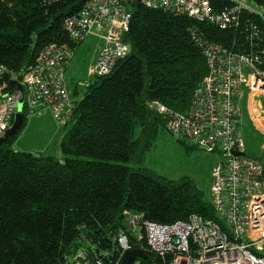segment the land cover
<instances>
[{
    "label": "trees",
    "instance_id": "16d2710c",
    "mask_svg": "<svg viewBox=\"0 0 264 264\" xmlns=\"http://www.w3.org/2000/svg\"><path fill=\"white\" fill-rule=\"evenodd\" d=\"M85 1L0 0V62L18 74L44 45L69 42L64 21ZM210 1L216 12L234 5L232 0ZM248 1L264 12V0ZM131 12L123 38L132 52L112 73L95 76L76 101L61 155L36 156L14 145L25 113L22 127L0 145V264H70L68 258L83 248L108 250L104 264H114L125 210L160 223L198 214L227 230L190 177L172 179L141 164L160 127L166 128L165 118L148 102L160 100L185 112L208 72L192 28L198 26L212 41L249 51L247 27L242 22L221 29L140 0H133ZM248 19L261 31L258 50L264 61V17L245 11L242 20ZM151 258L150 253L144 264Z\"/></svg>",
    "mask_w": 264,
    "mask_h": 264
},
{
    "label": "built area",
    "instance_id": "2783aa9c",
    "mask_svg": "<svg viewBox=\"0 0 264 264\" xmlns=\"http://www.w3.org/2000/svg\"><path fill=\"white\" fill-rule=\"evenodd\" d=\"M140 1L144 6L187 15L221 29L238 28L244 22L250 47L249 51L231 48L208 39L198 26L193 27L191 35L203 51L208 72L193 95L190 109L182 112L160 100L148 102L150 109L165 118L166 128L176 138L218 152L210 202L227 230L218 221L198 214L188 220L160 223L143 213L125 210L124 227L115 237L120 254L114 264H120L124 253L134 248L143 249L148 258L152 254L149 264H264V167L258 158L246 153L239 103L244 87L264 95V61L258 50L261 31L249 19L242 20L245 11L264 17L263 9L248 0H232L231 8L219 12L210 0ZM132 2L86 0L78 13L64 21L69 42L44 45L33 64L18 74L0 62V137L13 124L17 103L23 97L20 90H12V77L24 86V107L29 112L49 107L60 126L71 120L76 101L67 87L66 70L77 46L94 34L102 44L89 75L112 73L117 62L132 52L131 44L123 38L131 23ZM109 254L108 250L83 248L68 262L104 264ZM148 258L137 257L130 264H144Z\"/></svg>",
    "mask_w": 264,
    "mask_h": 264
},
{
    "label": "rangeland",
    "instance_id": "374dc122",
    "mask_svg": "<svg viewBox=\"0 0 264 264\" xmlns=\"http://www.w3.org/2000/svg\"><path fill=\"white\" fill-rule=\"evenodd\" d=\"M94 34L82 41L75 51L73 62L66 73V82L69 89H76L73 99L79 101L87 86L92 83L95 76L89 75V68L95 64L102 42L96 40ZM76 48V49H77ZM11 86L23 89V97L17 103V111L27 115L24 127L14 145L22 150L32 151L35 154L61 155L60 142L68 127L60 126L51 108L45 107L29 112L24 107L26 92L22 83L15 77L11 78ZM80 82L83 83L80 86ZM19 91V90H14ZM23 99V100H22ZM250 145L253 143L251 140ZM258 142V141H257ZM254 147V145H252ZM249 146V151L252 152ZM256 154V153H255ZM257 156L259 154H256ZM219 161L218 152L195 147L190 142L179 140L163 126L158 130L155 144L146 153L142 162L147 167L161 175L172 179L184 176L190 177L195 184L210 198L213 181V167ZM145 261V260H144Z\"/></svg>",
    "mask_w": 264,
    "mask_h": 264
},
{
    "label": "crops",
    "instance_id": "0c3cea01",
    "mask_svg": "<svg viewBox=\"0 0 264 264\" xmlns=\"http://www.w3.org/2000/svg\"><path fill=\"white\" fill-rule=\"evenodd\" d=\"M72 62L73 59L68 65L66 73ZM67 87L69 89L68 83ZM244 89V95L239 102L242 110L240 133L246 144V153L258 158L264 167V95L251 92L247 87H244ZM69 91L73 96L77 90L73 88L72 90L69 89ZM249 140L253 142L251 145ZM249 146L252 148V152L249 151ZM255 153L259 155L257 156Z\"/></svg>",
    "mask_w": 264,
    "mask_h": 264
},
{
    "label": "water",
    "instance_id": "95a60500",
    "mask_svg": "<svg viewBox=\"0 0 264 264\" xmlns=\"http://www.w3.org/2000/svg\"><path fill=\"white\" fill-rule=\"evenodd\" d=\"M20 89H23L22 86L20 88H17V87L12 88L13 91L20 90ZM23 121H24L23 112H17L15 115L14 122L11 125V127L6 130L5 134L2 137H0V145H2L5 142L8 136L14 135L22 127ZM36 156H40V154H36ZM137 257L146 259L148 258V254L143 249H140V248H134V249L127 250L122 257L120 264H130Z\"/></svg>",
    "mask_w": 264,
    "mask_h": 264
}]
</instances>
